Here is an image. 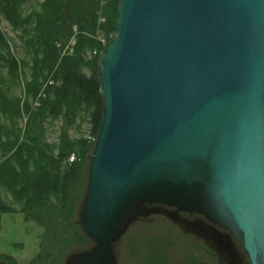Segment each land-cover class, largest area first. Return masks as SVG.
I'll return each instance as SVG.
<instances>
[{
    "label": "water",
    "instance_id": "95a60500",
    "mask_svg": "<svg viewBox=\"0 0 264 264\" xmlns=\"http://www.w3.org/2000/svg\"><path fill=\"white\" fill-rule=\"evenodd\" d=\"M117 26L83 211L92 249L112 264L124 211L162 203L228 215L259 264L264 0H120Z\"/></svg>",
    "mask_w": 264,
    "mask_h": 264
},
{
    "label": "trees",
    "instance_id": "16d2710c",
    "mask_svg": "<svg viewBox=\"0 0 264 264\" xmlns=\"http://www.w3.org/2000/svg\"><path fill=\"white\" fill-rule=\"evenodd\" d=\"M28 1L0 0V13L21 32L19 38L26 51L23 61L19 60L0 29V113L10 112L7 120L13 125H17L23 108L28 115L26 126L16 136L12 137L8 130H0V147L6 146L2 149L6 153L0 155V194L3 188L15 197L21 194L22 208L19 211L26 220L41 222L34 214L41 216L43 212L48 227L65 233L74 225L70 221L78 204L74 187L83 180L86 164L80 166L78 163L82 158H79L80 161L68 163L64 171L60 165L72 149L78 156L80 153L85 157L89 142L82 138L78 141L79 147L67 142L61 153L55 156L54 147L43 137L45 123L49 119L62 118L65 125L71 127L76 120L82 121L87 115L93 134H98L104 114V98L96 70L98 57L88 64L83 61L81 50L93 48L97 43L93 35L101 30L107 33L116 31L118 0H47L41 12L26 14L24 7ZM102 16L107 20L104 25H99ZM75 26L79 31L76 53L62 55L57 41L70 38ZM3 62L6 71L1 69ZM87 64L90 65V74L83 71V65ZM27 66L31 67L33 80L28 83V89L25 87ZM20 86L21 99L16 97ZM41 91L46 93L45 97L40 95ZM22 95H25V104L20 108ZM32 101L37 102L33 108ZM62 143H66L64 138ZM14 149L12 158L17 157V163L12 158L5 159V155ZM9 205L0 200V222L1 214L12 210ZM50 213L55 216H52L53 220Z\"/></svg>",
    "mask_w": 264,
    "mask_h": 264
},
{
    "label": "rangeland",
    "instance_id": "374dc122",
    "mask_svg": "<svg viewBox=\"0 0 264 264\" xmlns=\"http://www.w3.org/2000/svg\"><path fill=\"white\" fill-rule=\"evenodd\" d=\"M46 1L29 0L24 7L25 13L40 11ZM117 9L116 31L107 33L101 30L100 33L93 35L97 42L94 47H84L81 50L83 61L88 64L93 58L98 57L96 70L100 83L102 82L105 54L118 32L119 0ZM0 29L8 40L13 54L23 61L26 51L19 38L21 32L16 30L1 13ZM77 43V39H74L70 45L65 47H68V49L64 51V54L73 55L76 53L75 47ZM4 63L1 67L2 71L7 70ZM88 64L87 66L83 65V71L86 74H90L91 70ZM19 68L21 69V63ZM25 71L27 75L25 87L28 89V83L33 82L31 79V67L27 66ZM17 92L19 94H16V97L18 96L21 99V86ZM22 100L20 108L25 104V95H22ZM31 106L32 108L35 106V101L31 102ZM9 113H0V130H8V133L14 137L19 133L20 129H24L26 126L28 115L25 108H23L17 125H13L12 121L7 120L10 117ZM23 132L24 130H22L21 135ZM44 133V140L52 145L51 147H54L55 156L61 153V149L65 147L67 142L79 147L78 141L82 138L89 139V147L86 149L85 157H81V154L78 153L79 157L76 153L78 161H80L79 158H82V161L78 164L80 166L86 164V169L83 180L79 181L74 187V198L78 199L76 213L73 217H70V221L74 225L66 230L68 233L66 231L64 233L62 230H52L51 227L47 226V219L42 215L44 214L43 212L41 216L34 214V217L38 221L41 220V222L26 220L21 211H19L22 208L21 194H19V197H15L3 188L0 200L7 204L10 203L9 208L12 210L1 214L0 264H86L87 260H91L88 264H93L96 257L102 262H99V264H104L101 255L92 249L96 242L93 243L92 238L84 230V218L87 220V217H85V212H83L86 205L90 170L95 156L99 132L97 135L93 134L91 124L88 122V116L84 115L82 121L81 119L76 120L71 127L66 126L62 118L49 119L45 123ZM63 138L66 142L64 144L62 143ZM3 147L6 146L0 147V155L6 153V151L2 150ZM78 150L77 152H79ZM14 151L15 149L5 155V159L7 157L11 159ZM73 151L75 149H72L71 152ZM21 155H24V151H21ZM12 161L17 163L18 158L14 157ZM68 163L63 158L60 165L61 169H63L62 171L68 167ZM164 206L166 204L140 202L134 203L124 211L122 222H120L119 227L112 235V264H252L245 249L243 235L232 223L228 215H224L223 221L226 223L224 227L220 223L210 222L207 220L206 215L200 212H194L196 218H191L188 214L187 216L183 215L188 212L182 211V208L180 210H172ZM37 210L40 213L41 210L39 208ZM50 216L52 219L54 215L50 213ZM66 223L70 224L67 221ZM260 241L258 262L259 264H264V237Z\"/></svg>",
    "mask_w": 264,
    "mask_h": 264
},
{
    "label": "bare ground",
    "instance_id": "6f19581e",
    "mask_svg": "<svg viewBox=\"0 0 264 264\" xmlns=\"http://www.w3.org/2000/svg\"><path fill=\"white\" fill-rule=\"evenodd\" d=\"M119 16H120V0H119ZM106 17H104V16H102V17H100L99 18V25H104L105 23H106ZM74 33L72 34V36L70 37V38H67V39H62V40H58L57 41V47L61 50V52H62V55H64V51L66 50V49H68V47L67 48H65L67 45H70L71 44V42L75 39H77V34L79 33V31H78V28H77V26H75L74 27ZM65 48V49H64ZM52 83V82H51ZM40 94H42V96H44L45 97V95H46V93H44V91H42V93H40ZM35 104H37V102L35 103Z\"/></svg>",
    "mask_w": 264,
    "mask_h": 264
},
{
    "label": "flooded vegetation",
    "instance_id": "af4514ba",
    "mask_svg": "<svg viewBox=\"0 0 264 264\" xmlns=\"http://www.w3.org/2000/svg\"><path fill=\"white\" fill-rule=\"evenodd\" d=\"M164 207H166V208H168V209H172V210H179L178 207H176V206H169V205H166V206H164ZM182 211H183V210H182ZM184 212H188V213H184L183 215H186V216H187V214H188L189 217H191V218H196L194 212H192V213H190V211H184ZM196 213H197V212H196Z\"/></svg>",
    "mask_w": 264,
    "mask_h": 264
},
{
    "label": "built area",
    "instance_id": "2783aa9c",
    "mask_svg": "<svg viewBox=\"0 0 264 264\" xmlns=\"http://www.w3.org/2000/svg\"><path fill=\"white\" fill-rule=\"evenodd\" d=\"M70 159H71V160H74V159H75V156H74V155H72V156L70 157Z\"/></svg>",
    "mask_w": 264,
    "mask_h": 264
},
{
    "label": "crops",
    "instance_id": "0c3cea01",
    "mask_svg": "<svg viewBox=\"0 0 264 264\" xmlns=\"http://www.w3.org/2000/svg\"><path fill=\"white\" fill-rule=\"evenodd\" d=\"M23 216H24V214H23ZM24 218H25V216H24Z\"/></svg>",
    "mask_w": 264,
    "mask_h": 264
}]
</instances>
